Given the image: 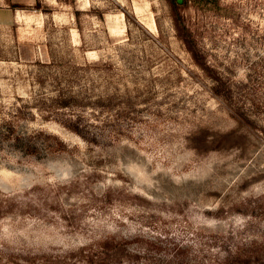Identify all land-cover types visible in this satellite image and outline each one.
I'll use <instances>...</instances> for the list:
<instances>
[{
  "label": "rangeland",
  "instance_id": "obj_1",
  "mask_svg": "<svg viewBox=\"0 0 264 264\" xmlns=\"http://www.w3.org/2000/svg\"><path fill=\"white\" fill-rule=\"evenodd\" d=\"M32 12L0 25V264H264V0Z\"/></svg>",
  "mask_w": 264,
  "mask_h": 264
},
{
  "label": "crops",
  "instance_id": "obj_2",
  "mask_svg": "<svg viewBox=\"0 0 264 264\" xmlns=\"http://www.w3.org/2000/svg\"><path fill=\"white\" fill-rule=\"evenodd\" d=\"M49 1L53 2V0H0V25L17 24L20 18L19 11L32 12L39 3Z\"/></svg>",
  "mask_w": 264,
  "mask_h": 264
},
{
  "label": "trees",
  "instance_id": "obj_3",
  "mask_svg": "<svg viewBox=\"0 0 264 264\" xmlns=\"http://www.w3.org/2000/svg\"><path fill=\"white\" fill-rule=\"evenodd\" d=\"M102 246H103V253L106 252L105 257L111 258L116 262L119 261L121 256L125 254V248L119 243L116 244L105 243Z\"/></svg>",
  "mask_w": 264,
  "mask_h": 264
},
{
  "label": "water",
  "instance_id": "obj_4",
  "mask_svg": "<svg viewBox=\"0 0 264 264\" xmlns=\"http://www.w3.org/2000/svg\"><path fill=\"white\" fill-rule=\"evenodd\" d=\"M178 2H179V3H181V2H182V0H178Z\"/></svg>",
  "mask_w": 264,
  "mask_h": 264
}]
</instances>
